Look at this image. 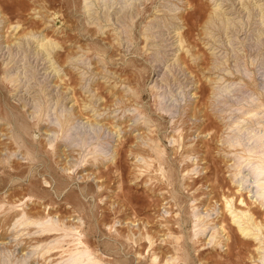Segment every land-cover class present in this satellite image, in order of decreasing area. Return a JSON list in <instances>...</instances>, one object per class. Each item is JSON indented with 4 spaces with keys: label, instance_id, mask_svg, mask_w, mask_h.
<instances>
[{
    "label": "rangeland",
    "instance_id": "1",
    "mask_svg": "<svg viewBox=\"0 0 264 264\" xmlns=\"http://www.w3.org/2000/svg\"><path fill=\"white\" fill-rule=\"evenodd\" d=\"M0 264H264V0H0Z\"/></svg>",
    "mask_w": 264,
    "mask_h": 264
},
{
    "label": "bare ground",
    "instance_id": "2",
    "mask_svg": "<svg viewBox=\"0 0 264 264\" xmlns=\"http://www.w3.org/2000/svg\"><path fill=\"white\" fill-rule=\"evenodd\" d=\"M260 181V180H259ZM258 185V184H257ZM243 201V200H242ZM254 214V213H253ZM240 228L243 232L248 233V228L244 227L242 224H240ZM254 232V231H253ZM259 237V236H258ZM83 254V253H82ZM80 255V254H79ZM81 258V257H80Z\"/></svg>",
    "mask_w": 264,
    "mask_h": 264
}]
</instances>
